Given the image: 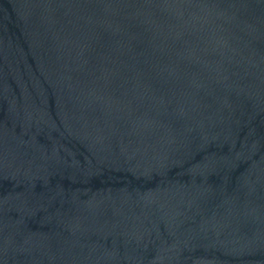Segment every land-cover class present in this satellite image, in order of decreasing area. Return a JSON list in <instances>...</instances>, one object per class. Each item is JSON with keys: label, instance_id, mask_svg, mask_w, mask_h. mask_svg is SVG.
I'll use <instances>...</instances> for the list:
<instances>
[{"label": "water", "instance_id": "water-1", "mask_svg": "<svg viewBox=\"0 0 264 264\" xmlns=\"http://www.w3.org/2000/svg\"><path fill=\"white\" fill-rule=\"evenodd\" d=\"M0 264H264V0H0Z\"/></svg>", "mask_w": 264, "mask_h": 264}]
</instances>
